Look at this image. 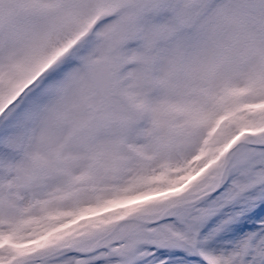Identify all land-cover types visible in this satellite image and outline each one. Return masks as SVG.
<instances>
[{
  "label": "snow or ice",
  "instance_id": "obj_1",
  "mask_svg": "<svg viewBox=\"0 0 264 264\" xmlns=\"http://www.w3.org/2000/svg\"><path fill=\"white\" fill-rule=\"evenodd\" d=\"M0 264H264V0H0Z\"/></svg>",
  "mask_w": 264,
  "mask_h": 264
}]
</instances>
